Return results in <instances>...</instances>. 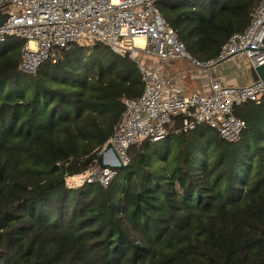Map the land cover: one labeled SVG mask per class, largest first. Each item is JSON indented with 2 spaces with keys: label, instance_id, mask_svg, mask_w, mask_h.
I'll use <instances>...</instances> for the list:
<instances>
[{
  "label": "trees",
  "instance_id": "trees-1",
  "mask_svg": "<svg viewBox=\"0 0 264 264\" xmlns=\"http://www.w3.org/2000/svg\"><path fill=\"white\" fill-rule=\"evenodd\" d=\"M262 0H157L196 60L216 58ZM17 37L0 41V264H264V94L235 108L236 142L207 124L168 125L129 149L106 187L70 179L97 166L137 64L73 44L35 72Z\"/></svg>",
  "mask_w": 264,
  "mask_h": 264
},
{
  "label": "built area",
  "instance_id": "built-area-1",
  "mask_svg": "<svg viewBox=\"0 0 264 264\" xmlns=\"http://www.w3.org/2000/svg\"><path fill=\"white\" fill-rule=\"evenodd\" d=\"M156 1L0 0V11L8 14L0 27V41L17 37L25 42L21 69L26 72H35L47 60L57 61L61 52L73 44L103 43L137 64L144 82L143 93L124 100V113L109 141L124 165L130 162L129 149L133 144L166 138L168 125L179 116L183 118L180 130L207 124L225 141H238L246 123L235 115V108L258 101L264 94V81L260 79L243 86H225L212 80L208 93H182L173 87L170 78L144 61L148 56L162 62L186 58L197 68L209 69L242 56L250 67L258 66L264 62V0L256 7L247 28L233 33L219 55L207 61L196 60L187 52ZM138 38L142 44L136 41ZM105 155L107 163H118L112 151ZM115 174L116 168L97 164L70 181L97 182L106 187Z\"/></svg>",
  "mask_w": 264,
  "mask_h": 264
},
{
  "label": "crops",
  "instance_id": "crops-1",
  "mask_svg": "<svg viewBox=\"0 0 264 264\" xmlns=\"http://www.w3.org/2000/svg\"><path fill=\"white\" fill-rule=\"evenodd\" d=\"M147 58L144 60L147 65L160 74L170 78L173 87L182 93H208L210 92L212 80H216L222 85L230 84L235 86L248 85L254 81V74L251 72V67L242 56H237L236 61L233 59L225 61L209 69L197 68L186 58L169 62L157 60L153 66L151 65L152 63L148 64ZM242 59L246 60V67L239 63L242 62ZM238 71H242L243 74L238 75Z\"/></svg>",
  "mask_w": 264,
  "mask_h": 264
},
{
  "label": "water",
  "instance_id": "water-1",
  "mask_svg": "<svg viewBox=\"0 0 264 264\" xmlns=\"http://www.w3.org/2000/svg\"><path fill=\"white\" fill-rule=\"evenodd\" d=\"M8 19V14L7 13H3L0 11V27H2L6 21ZM264 42V39L262 40ZM261 52L264 53V47L261 49ZM251 72L254 74V80H263L264 81V62L259 64L258 66L256 67H251ZM109 151H112L115 156L117 157V160H118V163L117 164H109L106 162V159H105V154ZM97 164L102 167V168H105V167H112V168H123L125 165L120 161L115 149L113 148L112 144L111 143H108L103 152L100 154L99 158H98V162Z\"/></svg>",
  "mask_w": 264,
  "mask_h": 264
},
{
  "label": "rangeland",
  "instance_id": "rangeland-1",
  "mask_svg": "<svg viewBox=\"0 0 264 264\" xmlns=\"http://www.w3.org/2000/svg\"><path fill=\"white\" fill-rule=\"evenodd\" d=\"M140 44H142V43H140ZM94 45H95V44H92V45H81V46H85V47H88V46H89V47H91V46H94ZM139 55H140V54H139ZM151 58H152V59H151ZM147 59H148V60H147V61H148V64H149V63H150V64L152 63L151 65H153V66H154L155 62L158 60V59H156V58H154V57H150V56H148ZM232 59H233L234 61H236L237 58H236V57H233ZM232 59H231V60H232ZM246 60H247V59H246ZM246 60H245V59H242V62H239V63H241L242 65H244V66L246 67V66H247V65H246ZM248 62H249V61L247 60V64H249ZM223 63H224V62H223ZM236 64H237V63H236ZM238 72H239L238 75H240V74L242 75V74H243L242 71H238ZM239 77H240V76H239ZM229 85H230V84H229ZM225 86H227V85H225ZM104 148H105V147H104ZM104 148L102 149L101 153L103 152ZM106 157H107V156L105 155V158H106ZM106 162H107V161H106ZM71 183H72V182H71Z\"/></svg>",
  "mask_w": 264,
  "mask_h": 264
},
{
  "label": "bare ground",
  "instance_id": "bare-ground-1",
  "mask_svg": "<svg viewBox=\"0 0 264 264\" xmlns=\"http://www.w3.org/2000/svg\"><path fill=\"white\" fill-rule=\"evenodd\" d=\"M136 41L139 42V43H143V40L140 39V38H138ZM119 55H120V54H119Z\"/></svg>",
  "mask_w": 264,
  "mask_h": 264
}]
</instances>
